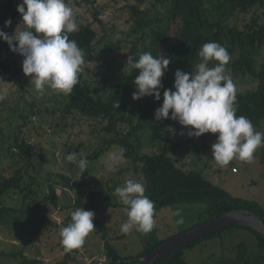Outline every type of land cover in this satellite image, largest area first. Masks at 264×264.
Listing matches in <instances>:
<instances>
[{
    "label": "trees",
    "instance_id": "trees-1",
    "mask_svg": "<svg viewBox=\"0 0 264 264\" xmlns=\"http://www.w3.org/2000/svg\"><path fill=\"white\" fill-rule=\"evenodd\" d=\"M96 1L66 2L73 10V5L79 8L82 5H90L93 8L94 21L102 28L104 23L99 19V11L109 6H96ZM18 3L20 0H0V30L5 32V21L11 20L14 23L20 17L16 11ZM124 9L129 13V22L132 24L130 32L119 39L106 33L100 40H97L98 34L92 23L86 22L77 11H74L78 30L70 33L69 39L75 40L83 50L85 61L83 65L86 66V73L81 70L79 83L74 86L70 96H67L65 105L59 109L62 124L57 126L55 134L68 126L67 119L77 122L78 125L84 121L95 122V125L100 127L98 136L102 145L91 154H86L89 161L88 168L113 146L125 148V160L130 162L135 171L143 177L145 195L154 202L155 214L164 208L182 204L203 205L205 209L198 214L193 227L234 210L250 211L264 222V208L256 201L235 198L205 179L201 173L177 166L171 157V152L178 146L171 145L173 138L171 130L155 129L152 134V140L157 143L153 147L155 151L143 152L139 131L143 124L154 119L157 106L154 102L142 103L140 100L132 99L135 91L132 81L139 70L134 72L125 70L118 76L115 70L109 69V73H105L106 76L100 82L105 86V91L103 94H97L90 83L96 72H90L88 68L99 53L112 54L114 57L128 49L126 60L128 55L138 59L144 52H150L153 56L162 53L171 61L162 77V84L166 83L168 89L174 90L175 71L179 69L186 73L194 72L199 62L198 51L201 46L210 41L218 42L230 54L231 59L226 67L232 74L249 76L257 82L255 89L245 94H236V115L247 117L258 131L264 122V0H130ZM12 54L20 57L19 54L10 51L5 41L0 40V56ZM126 60L123 64H126ZM13 69L14 62L11 59L0 61V76L11 77V74H14ZM210 134H202L195 141V151L201 150L199 141L207 140ZM213 139L216 137L214 136ZM12 141L13 147L18 152L13 151L12 147L9 148V158L17 163L19 160H29V162L10 173L0 171V228L13 218L19 219L16 216L18 214L28 215L31 211H40L41 206L46 202L58 208V197L54 188L57 182L49 186L48 196L30 209L6 204L11 193L22 195L24 202L26 199H33L31 186L34 185V177L27 170L28 166L34 167L30 163V146L17 135ZM255 154L257 155L256 152ZM258 156L261 165L264 166V147ZM87 171L84 173H88ZM50 175H54L65 189L75 191L74 204L69 207L64 206L63 210L74 211L86 207L94 211L96 229L92 233L101 235L106 264L120 261L121 257L111 244V230L98 220L100 197L112 207H124L112 204L110 192L115 189H110L109 192L104 184H94L85 178L74 186L71 179L63 174ZM27 178L29 182L26 181ZM70 217L71 214L60 224L52 222L47 217V222L62 229L70 222ZM224 233H229L232 237L234 234L237 238H241V241L230 243L227 247L221 245V254L216 259V264H264V236L246 226H232L209 234L155 264H187L184 258L186 249H193L204 241L224 240L222 238ZM177 234L148 242L136 259L149 256L158 246ZM32 235L35 236V232H32ZM16 255L19 254L0 251V258L16 257ZM130 260L118 264H142L140 261L129 262ZM24 261L30 264L37 263L35 260Z\"/></svg>",
    "mask_w": 264,
    "mask_h": 264
},
{
    "label": "rangeland",
    "instance_id": "rangeland-1",
    "mask_svg": "<svg viewBox=\"0 0 264 264\" xmlns=\"http://www.w3.org/2000/svg\"><path fill=\"white\" fill-rule=\"evenodd\" d=\"M66 1L72 2L73 0ZM129 2L130 0L116 2L97 0L96 6H109L107 9L99 11V19L104 23L102 28L94 21L93 8L90 5H82L80 8L73 6L74 11H77L86 22L92 23L98 34L97 40H100L106 33L119 39L131 30L129 13L124 9ZM19 22L20 17L10 26L5 27V32L9 35L13 34ZM127 52L128 49L114 57L112 54L99 53L94 62L88 65L90 72H96L95 77L90 79L94 92L103 94L105 91V86L100 82L106 76L105 73H109V69L115 70L118 76L127 70V66L125 63L123 64ZM6 58L14 62V74H11L9 78L0 76V95L6 96L3 101H0V171L10 173L29 162V160L22 161L15 157L19 160V164L9 158V148L12 147L13 151L18 152L13 147L12 139L15 135L19 136L20 140H25L30 146V163L34 165V167H27V170L30 171L29 174L34 177V185L31 186L33 199H26L24 202L22 195L11 193L6 204L11 207L24 206L26 209H30L35 206L34 204L43 201L49 194V186L57 182L54 188L58 197V208H54L49 202H46L41 206L40 211H31L28 215L18 214L16 216L19 219L13 218L5 226H2L0 228V251L19 255L1 257L0 264H30L24 263V260L29 262L35 260L37 262L35 264H106L104 242L101 235L91 233L86 238L83 247L71 252L65 253L62 249L59 243L61 229L49 225L47 217L52 222L60 224L65 217L71 214L72 210H63V207L74 204L75 191L65 189L59 183L60 181L50 174H63L71 179L74 186L82 178L90 180L94 184L102 183L109 192L110 189L121 186L128 177L140 182H143V177L126 160L120 164L117 172L109 173L107 171V153L118 148L113 146L99 160L90 165L88 173H83L78 180V169L75 165L66 162L65 156L72 151L85 155L91 154L101 146L102 142L98 136L100 127L96 126L93 121H84L78 125L77 122L67 119L68 126L62 131L59 130L60 133L55 134L57 126L62 124L59 109L65 105L67 96L57 94L55 90L51 89H46L44 96L37 94L31 77L25 76L22 72L23 57H16L13 54L3 55L0 56V61ZM81 68L86 73V66L82 65ZM226 71L230 73L236 84L237 93L245 94L256 88L257 82L253 78L233 75L227 67ZM163 85L165 89H168L166 83ZM139 100L142 103L154 102L158 108L162 104V92L159 101L154 100L152 96ZM159 128L173 132L171 145L178 146L171 152V157L177 166L185 170L197 171L205 179L227 191L233 197L256 201L264 208V166L261 165L258 156L263 147L257 149V155H254L251 163H243L234 159L226 167H217L211 156V145L216 140L213 139L214 136L216 137L215 134H210L207 140H200L201 150L197 152L194 144L199 137L187 135L191 130L190 127L180 126L171 119L159 122H155L153 119L149 123L143 124L139 131L143 152L152 153L155 151L153 147L157 143L152 140V134L155 129ZM258 131L264 133V122ZM181 132H184V135H180ZM232 168H236L238 172L233 174ZM26 181L29 182L28 178ZM110 196L113 205H122L114 195V191L110 192ZM98 204V220L111 230V244L117 250L122 261L136 259L150 241L165 239L193 227L198 214L205 209L203 205L189 204L164 208L155 214L156 226L151 232L141 234L132 231L130 234L124 235L119 230L120 225L127 219L123 207H112L105 201L103 202L101 197ZM83 209L88 210L86 207ZM177 210L179 215H172ZM178 221L182 222L178 223ZM32 232H35V236L32 235ZM227 235L229 233L222 235L224 240L204 241L193 249H186L184 251L186 263L216 264V259L221 254V245L227 247L230 243L241 241V238H237L234 234L233 237L229 235L227 240Z\"/></svg>",
    "mask_w": 264,
    "mask_h": 264
},
{
    "label": "clouds",
    "instance_id": "clouds-1",
    "mask_svg": "<svg viewBox=\"0 0 264 264\" xmlns=\"http://www.w3.org/2000/svg\"><path fill=\"white\" fill-rule=\"evenodd\" d=\"M16 11L20 22L11 35L0 30V40L7 43L10 51L23 57L22 72L31 77L34 90L44 95L46 89L70 96L79 83V73L84 64V52L69 34L78 30L73 8L66 0H20ZM5 21V27L11 25ZM19 29V30H18ZM199 62L194 72L176 70L172 89H165L162 77L171 62L162 53L140 54L138 59L127 56L129 72L139 70L132 83L133 100L152 96L162 104L154 111V121H176L180 126L190 127L189 137L202 134L216 135L211 145V156L217 167H226L231 161L251 163L257 149L264 147V133L256 131L251 120L237 116V87L226 66L231 57L218 42L204 43L198 51ZM6 98L0 95V101ZM118 107V104H116ZM180 135H184L181 132ZM126 149L118 147L107 153V171L115 173L126 159ZM65 161L78 169V180L87 171L89 161L81 152L72 151ZM127 216L120 225L124 235L132 231L147 234L155 226V204L145 195V185L132 177L124 180L114 190ZM172 215H179L174 211ZM95 213L82 207L71 213L70 222L62 227L59 243L65 253L84 246L86 238L96 229ZM182 222V221H178Z\"/></svg>",
    "mask_w": 264,
    "mask_h": 264
},
{
    "label": "water",
    "instance_id": "water-1",
    "mask_svg": "<svg viewBox=\"0 0 264 264\" xmlns=\"http://www.w3.org/2000/svg\"><path fill=\"white\" fill-rule=\"evenodd\" d=\"M232 226H246L254 229L264 236V222L258 216L247 210H234L216 219L204 222L177 234L158 246L149 256L133 259L129 262L140 261L142 264H155L159 260L173 254L177 250L184 248L192 242ZM122 262L126 263L128 261L120 260L115 264Z\"/></svg>",
    "mask_w": 264,
    "mask_h": 264
},
{
    "label": "built area",
    "instance_id": "built-area-1",
    "mask_svg": "<svg viewBox=\"0 0 264 264\" xmlns=\"http://www.w3.org/2000/svg\"><path fill=\"white\" fill-rule=\"evenodd\" d=\"M231 172H232L233 174H236L238 171H237L236 168H232V169H231Z\"/></svg>",
    "mask_w": 264,
    "mask_h": 264
}]
</instances>
